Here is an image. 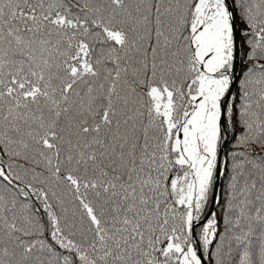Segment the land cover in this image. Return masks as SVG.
<instances>
[{
	"label": "snow or ice",
	"instance_id": "obj_1",
	"mask_svg": "<svg viewBox=\"0 0 264 264\" xmlns=\"http://www.w3.org/2000/svg\"><path fill=\"white\" fill-rule=\"evenodd\" d=\"M0 264H264V0H0Z\"/></svg>",
	"mask_w": 264,
	"mask_h": 264
}]
</instances>
